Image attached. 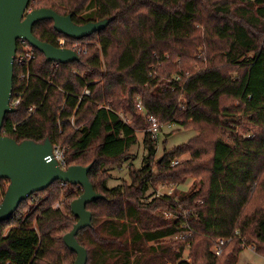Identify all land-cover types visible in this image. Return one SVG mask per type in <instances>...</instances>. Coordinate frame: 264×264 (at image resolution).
Listing matches in <instances>:
<instances>
[{
  "label": "trees",
  "instance_id": "obj_1",
  "mask_svg": "<svg viewBox=\"0 0 264 264\" xmlns=\"http://www.w3.org/2000/svg\"><path fill=\"white\" fill-rule=\"evenodd\" d=\"M39 9L79 26L109 21L78 41L90 43L79 62L57 65L36 50L27 82L26 67L15 64L12 97L23 95L1 134L18 144L49 140L67 149L68 168L92 167L89 180L104 198L87 206L92 227L76 237L88 264H238L249 246L264 257V0H31L28 12ZM33 34L54 47L67 38L53 21ZM136 96L160 125L198 135L156 160L158 140L135 113ZM141 130L142 168L129 166L131 183L110 188L108 168L127 160ZM190 178L189 193L143 200L159 183ZM9 186L0 179V205ZM82 194L57 182L23 202L0 224V264H74L64 237L75 223L65 215ZM62 197L66 213L55 209ZM178 206L189 216H162ZM220 240L229 242L216 256Z\"/></svg>",
  "mask_w": 264,
  "mask_h": 264
},
{
  "label": "water",
  "instance_id": "obj_2",
  "mask_svg": "<svg viewBox=\"0 0 264 264\" xmlns=\"http://www.w3.org/2000/svg\"><path fill=\"white\" fill-rule=\"evenodd\" d=\"M30 1L0 0V179L10 182L0 205V224L10 221L23 202L57 182L80 186L83 194L71 204V212L78 222L64 237V243L77 256L74 264H88L87 250L76 237L80 231L92 227L93 216L87 206L104 198L94 191L89 180L92 167L63 170L52 158L53 145L49 140L44 144L32 141L18 144L1 134L6 116L16 111L11 107V100L18 42H28L48 62L72 64L79 62V55L73 50L41 42L33 34L34 26L42 21H53L57 33L81 41L104 30L109 21L79 26L73 22L72 15L61 16L50 9L28 12Z\"/></svg>",
  "mask_w": 264,
  "mask_h": 264
},
{
  "label": "rangeland",
  "instance_id": "obj_3",
  "mask_svg": "<svg viewBox=\"0 0 264 264\" xmlns=\"http://www.w3.org/2000/svg\"><path fill=\"white\" fill-rule=\"evenodd\" d=\"M90 44L89 42H87L86 44H82L84 46ZM201 56H199L198 58H200ZM140 98L139 96H136L134 102H136V100ZM135 113L142 118V120L144 121V123L146 125H148L147 120L145 119V117H143V115H140L137 110L135 109ZM129 119H132L129 116ZM149 126H148V130L149 131ZM144 135L145 132L144 131H138L137 136L139 139V144L132 147L131 150L129 151V154L127 156V160H124L123 163H121L120 165L117 166H111L110 168H108V172L111 176V179L108 182V186L110 188H114L117 187L119 185H122L124 183L130 184L131 180L129 177V171L128 168L129 166L133 165V167L135 169H140L143 166V162L146 156V152H145V148L143 146V140H144ZM198 135V133L194 130H184L181 127L175 126V125H170V126H162L159 135H158V152L156 155V160L160 159L163 155H164V151L165 149H173L176 147H179L183 144H186L187 142H189L191 139L195 138ZM164 141H166L167 145L164 144ZM197 182L195 178H190L188 180H186L182 185H175V184H163V183H159L156 186H153L147 193L146 195H144V202L145 203H151L153 200H158L164 196H169V195H173L174 193H189L193 188L194 185L196 186ZM62 201H65L63 199V197L61 198V201L58 202L55 205V209L60 208L64 211V213H66V210L64 208V205L62 203ZM171 214L172 216L169 217L167 214ZM190 213V209H184V207L182 206H178L177 209L175 211H170V210H164L162 216L166 219H179L181 218V216L187 217L189 216ZM66 218L72 222V224L75 223V225L77 224V222L74 221L73 216L66 214L65 215ZM74 222V223H73ZM65 228V225L61 226V229ZM65 231V230H64ZM178 238H172V239H168L166 240L168 241H175ZM150 247H153V244H149ZM189 255V251L186 250L184 252V260L188 258ZM167 264H172V263H167ZM238 264H264V257L258 255L254 249L253 246H249L247 247L240 255L239 257V261Z\"/></svg>",
  "mask_w": 264,
  "mask_h": 264
},
{
  "label": "built area",
  "instance_id": "obj_4",
  "mask_svg": "<svg viewBox=\"0 0 264 264\" xmlns=\"http://www.w3.org/2000/svg\"><path fill=\"white\" fill-rule=\"evenodd\" d=\"M20 43V47H21V53L20 54H16L15 57V64H17L20 67H26L27 69V73L26 74H22L20 76V81L21 82H27L29 80L30 77V73H29V68L32 65V63L36 60L37 58V54H36V50L33 49L28 42L26 41H19ZM58 48L60 49H70L73 50L74 52H76L78 55L81 54V44L80 42L76 41V40H72V39H68V38H59L58 39ZM18 52V51H17ZM59 65V64H57ZM22 93H17L16 96L11 100V107L13 109H17V107L20 106L21 104V99H22ZM85 96H89L90 95V91L89 90H85L84 92ZM35 110V107L30 108V112L32 113ZM136 110L140 115H143V117H145V119L147 120L148 124L150 125L149 128V133H151L153 135V137L157 140L159 132L162 128V125L159 124V122L152 118V117H148L147 113L144 109L143 106V102L141 100V98H138L136 100ZM66 152L67 149H62L58 146H53V152H52V158L53 160H55L61 169L63 170H67V163H66ZM177 164H179L178 161L174 162L172 165L176 166ZM66 183H63V185H65ZM169 196H172L169 195ZM56 208V207H55ZM58 208V207H57ZM169 217H171L172 215L169 213L167 214ZM186 236V235H185ZM184 237L183 235L180 236H176L175 238H181ZM229 241L226 240H220L217 242H214L213 248L211 250V252L216 255V256H220L223 253V247L228 243ZM189 261V260H188Z\"/></svg>",
  "mask_w": 264,
  "mask_h": 264
}]
</instances>
